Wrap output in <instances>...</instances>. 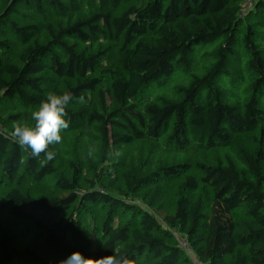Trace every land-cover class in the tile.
<instances>
[{"label":"trees","instance_id":"trees-1","mask_svg":"<svg viewBox=\"0 0 264 264\" xmlns=\"http://www.w3.org/2000/svg\"><path fill=\"white\" fill-rule=\"evenodd\" d=\"M246 1L0 0V214L20 225L0 264H192L174 231L207 264H264V0ZM49 91L73 93L51 161L11 134Z\"/></svg>","mask_w":264,"mask_h":264},{"label":"clouds","instance_id":"clouds-1","mask_svg":"<svg viewBox=\"0 0 264 264\" xmlns=\"http://www.w3.org/2000/svg\"><path fill=\"white\" fill-rule=\"evenodd\" d=\"M72 100L73 93L70 91L63 94L49 91L45 99L41 100L38 109L31 113V121H34V124L26 120L15 122L12 136L25 150H31L32 157L39 158L44 153L47 160H53L55 152L49 150V145L61 143V131L69 128L70 118H67L66 107ZM79 100L83 102L84 98L80 97ZM59 264H137V260L134 256L125 254L93 259L86 258L80 252H74Z\"/></svg>","mask_w":264,"mask_h":264},{"label":"rangeland","instance_id":"rangeland-1","mask_svg":"<svg viewBox=\"0 0 264 264\" xmlns=\"http://www.w3.org/2000/svg\"><path fill=\"white\" fill-rule=\"evenodd\" d=\"M216 46H217V44H212L210 46H206L205 49L206 50H213ZM199 48H202V47H199ZM200 65H203V63L201 62ZM203 66H201V67H203ZM198 68H200V67H198ZM198 68L196 67V64H194V65L190 66L188 71H186V72H184L180 69H176L175 73L169 78V80L166 82V84L161 87L160 92L166 93V94H171V91L173 90V88L175 86H178L179 84H183L184 82L189 81L190 76L196 75L198 73ZM61 137H62V135H61ZM67 142H68L67 139L63 137L62 143L55 144V146L63 147V146L67 145ZM70 144L71 143L69 142V145ZM190 157H191L190 158L191 161L200 160V161H207L208 162L210 159L214 158V155H212V153H211V154H206V156L204 155L203 158H201V157L197 158V156H195L193 153L190 155ZM117 158H118V156H114L112 159L114 160ZM170 186L171 185H168L165 187L166 192L164 193V197L165 196L166 197L163 199L164 202L169 199V195L172 193V190L170 189L172 186L171 187ZM19 227H20L19 223L14 222L13 220H9V217L6 216V214H0V235H4V237H6V236L10 237L11 236L10 239L13 240V243H14L13 234L15 233L16 228H19ZM92 237H93V235H92Z\"/></svg>","mask_w":264,"mask_h":264},{"label":"built area","instance_id":"built-area-1","mask_svg":"<svg viewBox=\"0 0 264 264\" xmlns=\"http://www.w3.org/2000/svg\"><path fill=\"white\" fill-rule=\"evenodd\" d=\"M254 2L255 0H247L245 2V5L244 7L246 8H253L254 7ZM176 243H177V246L180 250H182L183 252H185L188 257L190 258L192 264H207L206 262H203L201 261L199 258L195 257L193 254H192V250L187 242V239L180 235L179 233H177L176 231H174L172 233Z\"/></svg>","mask_w":264,"mask_h":264}]
</instances>
